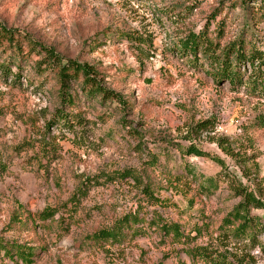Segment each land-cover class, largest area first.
Wrapping results in <instances>:
<instances>
[{"label": "rangeland", "instance_id": "rangeland-1", "mask_svg": "<svg viewBox=\"0 0 264 264\" xmlns=\"http://www.w3.org/2000/svg\"><path fill=\"white\" fill-rule=\"evenodd\" d=\"M263 8L264 0H0L3 24L92 65L125 102L78 93L69 124H54L55 75L34 69L36 53L0 76V243L14 244L0 264H203L185 254L196 247L238 264L241 251L221 244V228L240 202L235 186L264 205V128L255 122L264 94L246 78L217 82L209 62L178 42L205 33L220 36V48L240 38L262 48ZM45 210L52 217L39 219ZM250 213L264 223V208ZM120 224L114 242L90 238ZM243 256L264 264L259 249Z\"/></svg>", "mask_w": 264, "mask_h": 264}, {"label": "trees", "instance_id": "trees-1", "mask_svg": "<svg viewBox=\"0 0 264 264\" xmlns=\"http://www.w3.org/2000/svg\"><path fill=\"white\" fill-rule=\"evenodd\" d=\"M264 9V8H263ZM261 16H264V12ZM217 41H213L208 35L189 33L184 40L178 42L183 52L193 56L196 60L198 54L201 58L209 62L212 68V77L217 82H227L230 86L241 84L246 78L245 85L250 88L252 94H264V45L262 48L256 47L253 44L248 45L244 38L226 44L220 48V36ZM143 43L142 40H137V44ZM27 50V53H24ZM36 53L38 60L35 61V70L42 74L50 71L55 75L56 82V97L59 108L55 110L53 115L55 122H63V125L69 124L71 115L65 110L75 105V97L82 98L86 101H98L104 104L105 102H116L120 107L125 105L122 96L109 89L99 72L92 66L86 63H78L71 59H66L58 54L54 49L45 47L44 45L35 42L26 35L19 34L8 28L0 21V76L9 79L11 75V67L16 65L18 69L21 64H18L20 59L25 56ZM242 69V71H241ZM78 93L79 96H78ZM256 124L264 128V116L255 118ZM200 127H206V124H201ZM187 155L201 157L203 154L197 151L194 147H189L186 150ZM123 175H129L123 172ZM264 181V178L263 180ZM234 195L240 198L237 206L227 215L222 224L224 231L221 233V244L224 246L230 245L241 251L242 260L238 264H249L250 258L243 256V253H251L254 249H259L264 253V223L257 216H252L250 209H263L264 205L251 192H248L240 185L235 186ZM53 211L45 210L38 215L41 220H47L52 217ZM124 221V220H123ZM129 219L125 220V223ZM123 224L113 227L108 230H102L92 235L90 238L95 241H116L121 237ZM162 231L166 235H172L176 239H180L182 235L177 226L164 224ZM186 239V238H185ZM186 240H184L185 242ZM14 244L9 247L6 244L0 243V251L5 254L9 253ZM15 253L21 260H30V252L20 249L15 246ZM186 256L193 263L199 261L203 264H230L227 260V255L218 253L215 250L206 247H196L191 250H186ZM243 261V263H241Z\"/></svg>", "mask_w": 264, "mask_h": 264}]
</instances>
